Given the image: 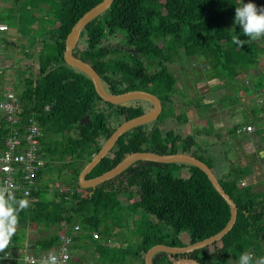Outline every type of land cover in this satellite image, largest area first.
<instances>
[{
  "label": "trees",
  "instance_id": "trees-1",
  "mask_svg": "<svg viewBox=\"0 0 264 264\" xmlns=\"http://www.w3.org/2000/svg\"><path fill=\"white\" fill-rule=\"evenodd\" d=\"M99 2L13 0V6L30 12L28 17L19 14L13 27L24 37L21 43L24 54L37 65V74L29 72L20 80L22 87L18 95L24 113L34 112L38 119L44 163L37 172V187L25 199L28 206L18 211L16 232L6 250H27L26 253L39 258L36 264H44L40 256L59 244L61 234H71L75 225L79 229L73 236L70 251L91 250L95 258L90 264H134L136 260H139L137 264H145L144 254L151 246L194 243L218 232L230 218L229 204L205 172L184 162H176L188 167L183 176L171 172V163L136 160L94 187L79 186V172L117 125L153 108L150 102L139 99L120 104L104 101L92 80L64 61L67 34L77 19ZM248 2L113 0L83 27L72 54L96 70L109 93L143 90L156 95L162 104L157 119L120 135L109 153L88 172L87 178L111 169L135 151L182 152L204 161L198 154L202 151L197 140L201 131L183 135L178 129L187 122V117L180 111L176 113L174 106L181 108L189 100H174L176 81L167 62L183 54L196 55L215 69L214 77H224L227 81L236 78L241 69L254 67L264 51V45L260 44L264 36L251 40L234 23L235 8ZM251 2L258 6L256 0ZM38 13H42L43 24L36 19ZM0 25L8 28L6 23ZM39 25L42 31L35 35L33 31ZM117 34H121L117 42H103L104 38H114ZM233 35L249 40L238 47L232 42ZM3 40L4 36H0V42ZM143 103L150 107H144ZM86 115L88 119L81 123ZM213 158L205 161L211 169ZM234 166L231 164L225 173L214 172L224 191L236 203L237 216L231 229L214 243L190 252L158 251L152 256L153 264H168L182 258H192L202 264H228L230 254L249 253L247 247L255 239L264 243V199L256 200L252 190L240 184L249 166ZM54 168L58 178L67 170L62 178L66 186L50 191L48 183L41 179L43 173H50ZM138 213L141 218L136 219L134 215ZM143 214L155 217L157 222H140ZM161 223L170 226L172 232H163L159 228ZM40 224L53 230L32 239L34 242L27 241L26 229H35ZM131 224L136 228L138 241H126L116 251L108 250L92 236L97 232L102 240H107L115 236L116 229L130 228ZM183 232L187 233V240L180 238ZM14 264L26 263L15 260Z\"/></svg>",
  "mask_w": 264,
  "mask_h": 264
},
{
  "label": "rangeland",
  "instance_id": "rangeland-1",
  "mask_svg": "<svg viewBox=\"0 0 264 264\" xmlns=\"http://www.w3.org/2000/svg\"><path fill=\"white\" fill-rule=\"evenodd\" d=\"M13 0H0V24L6 23V25H2L4 29L0 30V36H4V40L0 42V86H6L10 87L13 90H19L20 87H22L20 80L27 75L29 72H32L34 75L37 74V65H34L30 57H27L24 54L23 45L21 43H24L25 39L21 34L14 28L16 27L17 23V16L19 14H23V16L28 17L30 16V12L26 8H17L16 6H13ZM39 17L36 18L39 24H43L42 13H38ZM37 23L34 25L36 27ZM37 29V28H35ZM33 31L35 35H38L42 31V25L38 26V30ZM121 39V34H117L113 37H107L104 38V43L109 42H117ZM167 66L169 70L173 73L175 77V93L173 95L174 100L176 101H185V100H192L193 98H199L201 95L196 92L194 93V90L197 91L199 84H205L207 88H210V91L214 94H219V86L218 81L214 80V74L215 69L211 68L210 64L204 59H201L199 56H187L183 54L181 57H179L177 60H173L171 62H167ZM209 68V69H208ZM250 68V67H249ZM248 69H241L240 74L233 80L237 79L239 76L248 75ZM247 72V73H246ZM261 76V75H260ZM213 79V80H212ZM220 79V78H219ZM212 80V82H209ZM226 78H221V82L226 83ZM232 82L231 79H229V82ZM263 89L264 87V80L262 83H258L256 86H247V89ZM210 91H206V93H209ZM264 91V90H263ZM246 92V91H245ZM200 96H199V95ZM228 94H231V97L226 98ZM237 94V93H236ZM198 95V96H197ZM234 95V93H233ZM223 98V99H222ZM232 98V92L228 93H222L221 98L222 100H228ZM223 102V101H222ZM195 103V101H194ZM144 107H150L149 104L143 103ZM174 110L176 113L180 111V107L175 104ZM159 122V121H158ZM182 131V128H181ZM198 143L202 148L201 153H198L201 155V158H203V162H209L208 157H213V152L211 150L210 144H208V136L207 134L201 132V134H198ZM262 138H264V135H261ZM54 138H56V135H54ZM48 142H51V138H47ZM226 143L222 145L221 150H225ZM218 158H213V162H216L217 160H222L221 154L218 153ZM230 159L234 160L235 163L234 167L242 166L238 164V162L241 163L240 160L237 158H240L238 155H244L243 151L240 150L237 152L235 149L234 151L229 153ZM228 155V156H229ZM224 160V159H223ZM211 162L213 165V172L218 174L220 169H226L228 166L223 161L219 164H215ZM221 166V167H218ZM170 170L174 175L183 176L187 171L188 167H181L179 164H176V162H172L170 165ZM250 170V169H249ZM62 175L58 178L57 176V168H54L50 173L46 172L43 173L42 181L47 182L48 186L50 188V191H52L55 187H63L66 186L62 182L63 175L66 176L67 170L62 171ZM249 171H247L246 174H248ZM247 187H249L247 185ZM256 200H261L263 198L254 196ZM264 197V196H263ZM143 218L139 221L144 222H157V219L155 217L149 215V214H143ZM140 214L134 215V217L137 219L141 218ZM159 228L165 232V233H171L172 229L170 226L165 225L164 223L159 224ZM53 229H45V227L40 224L35 229H26V235H27V241H31L32 239H36L39 237H43L48 235ZM135 226L131 224L130 228L126 227H120L118 230L115 231V236H112L111 238H108L107 240H102V238H97L96 241L101 242L105 246H107L108 250L110 251H116L120 245H125L126 241H138V236L135 234ZM180 238L183 240H187L188 235L186 232L181 233ZM34 241V240H32ZM106 242V244L104 243ZM248 250L250 252H253L255 254V257L253 258V264H255L256 260L260 258L261 253L264 252V243L262 241H259L255 239L248 247ZM85 254V255H84ZM257 254V256H256ZM95 257L91 254V250H84V249H77V250H71V258L68 262V264H90L93 262V259ZM139 263V260H136L134 264ZM6 264H10L6 262Z\"/></svg>",
  "mask_w": 264,
  "mask_h": 264
},
{
  "label": "crops",
  "instance_id": "crops-1",
  "mask_svg": "<svg viewBox=\"0 0 264 264\" xmlns=\"http://www.w3.org/2000/svg\"><path fill=\"white\" fill-rule=\"evenodd\" d=\"M260 44L264 45V42ZM214 80L218 81L219 94L212 93L205 84H199L193 94L198 92L201 96L198 94L200 96L198 99L193 98L189 100V104L180 108V112L186 115L187 122L178 129L183 135L195 130L211 135L208 137V144L214 152V158H218L220 153L224 159H216L215 164L223 161L228 166L226 169H220L218 174L227 172L230 165L235 164L234 160L230 159L229 153L234 149L237 152L242 150L244 155H238L240 158L237 159L241 161L238 164L249 166L250 169L249 173L241 178L243 184L248 185L258 198L264 199V138L261 137L264 135V87L256 90L247 89L248 85L256 86L264 80V51L259 56L257 64L248 70V75L243 74L229 83L221 82V78L218 77H214ZM207 90L210 92L206 93ZM223 92H232V98L220 99ZM226 96V98L231 97V94ZM244 125H252L254 129L250 132L244 131L242 130ZM224 143L226 148L221 150ZM26 252L28 251L24 249L21 251L20 248L16 251L11 249L12 259L7 262L14 264L15 260H22ZM249 253L253 258L255 257L253 252ZM240 256L230 254L227 259L228 264H238ZM260 257L264 256L260 255Z\"/></svg>",
  "mask_w": 264,
  "mask_h": 264
},
{
  "label": "water",
  "instance_id": "water-1",
  "mask_svg": "<svg viewBox=\"0 0 264 264\" xmlns=\"http://www.w3.org/2000/svg\"><path fill=\"white\" fill-rule=\"evenodd\" d=\"M113 0H101L98 4L87 10L81 17L77 19V21L72 26L71 30L67 34L65 38V49L63 51V59L64 61L76 68L79 71L84 72L93 82V85L96 89L97 94L101 99L107 101L112 104H120L126 103L131 100H145L150 102L153 105V108L143 114L132 117L121 122L117 127L112 131V133L103 141L99 150L92 156L90 161H88L84 167L81 169L78 175V184L81 187H94L95 185L114 177L115 175L121 173L128 165L136 160H149L155 162H163V163H172V162H184L188 164H192L198 168H200L207 175L213 187L216 191L225 199V201L229 204L231 213L230 218L226 225L220 229L218 232L205 237L201 240H198L191 244H186L182 246H172L166 244H155L148 248V250L144 254V263L145 264H153L152 256L154 253L158 251H166L170 253H186L199 248H203L208 246L209 244L214 243L215 241L221 239L233 226L236 221L237 216V207L234 200L224 191L222 186L220 185L216 174L213 170L200 159L186 153L178 152L174 154H157L149 151H135L127 155L123 158L116 166L111 169L91 178H87L86 175L91 169L103 158L105 157L116 140L120 135H122L128 129L149 123L155 119H157L158 115L162 110V104L160 99L154 95L153 93L143 91V90H130L118 94L109 93L101 80V77L96 72V70L88 64L86 61L74 56L72 51L76 46L78 39L80 37L81 30L83 27L94 17L102 13L105 9H107ZM88 116L86 115L81 119V123L86 122ZM168 264H202L201 262L192 259V258H182L178 259L172 263Z\"/></svg>",
  "mask_w": 264,
  "mask_h": 264
},
{
  "label": "built area",
  "instance_id": "built-area-1",
  "mask_svg": "<svg viewBox=\"0 0 264 264\" xmlns=\"http://www.w3.org/2000/svg\"><path fill=\"white\" fill-rule=\"evenodd\" d=\"M256 2L258 7L264 6V0ZM2 29L4 28L0 25V30ZM19 91L9 86H0V187L4 189L6 198L9 194H14L21 200L27 199L37 187V172L44 159L41 156V127L34 112L24 113ZM253 129L252 125L242 126V130L247 132ZM78 229L79 226L75 225L71 234H61L59 244L43 253L40 259L47 261L49 256H55L56 264H68L71 257L70 245ZM92 236L97 239L99 234L93 232ZM8 254H11L9 250L0 253V264H6L12 259L11 255L6 257ZM21 259L26 264H36L39 261V258L29 253H25Z\"/></svg>",
  "mask_w": 264,
  "mask_h": 264
},
{
  "label": "clouds",
  "instance_id": "clouds-1",
  "mask_svg": "<svg viewBox=\"0 0 264 264\" xmlns=\"http://www.w3.org/2000/svg\"><path fill=\"white\" fill-rule=\"evenodd\" d=\"M234 23L240 26L243 35L249 39L261 38L264 36V6L258 7L251 0L248 3H243L242 6L235 8ZM247 41L241 40L239 35L232 36V42L238 47H242ZM27 206V200H17L14 194H9L6 198L4 189L0 187V253H4L9 248L18 224V211ZM10 255H6V257H10ZM44 264H56V257L49 256ZM238 264H253L252 254L242 253ZM255 264H264V257L257 259Z\"/></svg>",
  "mask_w": 264,
  "mask_h": 264
}]
</instances>
